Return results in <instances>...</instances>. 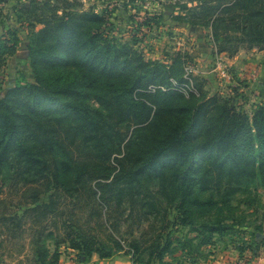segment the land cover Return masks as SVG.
Masks as SVG:
<instances>
[{
    "label": "trees",
    "instance_id": "1",
    "mask_svg": "<svg viewBox=\"0 0 264 264\" xmlns=\"http://www.w3.org/2000/svg\"><path fill=\"white\" fill-rule=\"evenodd\" d=\"M197 1L185 14L211 29L219 54L264 50V0ZM44 7L35 16L42 28L26 33L35 82L21 78L4 96L1 75L20 40L17 32L0 38V182L20 193L22 210L0 220L28 233L37 264H60L62 244L84 264L125 252L115 235L122 219L130 228L162 223L152 242L128 244L133 264H162L175 225L166 205L182 226L213 217L197 233L201 245H215V235L234 227L221 221L231 199L264 189V105L250 115L234 98L196 102L194 91H182L196 85L180 53L171 65L147 61L112 34L104 15L72 10L66 0ZM82 208L87 221L114 220L105 239L75 220ZM254 237L239 257L258 256L264 236Z\"/></svg>",
    "mask_w": 264,
    "mask_h": 264
},
{
    "label": "rangeland",
    "instance_id": "2",
    "mask_svg": "<svg viewBox=\"0 0 264 264\" xmlns=\"http://www.w3.org/2000/svg\"><path fill=\"white\" fill-rule=\"evenodd\" d=\"M66 1L69 2L72 10L93 11L107 17L112 34L120 41L133 44L139 52L143 53L147 61H158L171 65L176 54L180 53L184 58V73L191 74L190 84L196 85V90L192 88V85H186L182 91L186 94L190 90L194 91L197 94L194 97L196 102L211 98L215 94L225 98H234L235 106L243 108L250 115L256 105H264V50L243 49L239 52L243 54L238 60L239 53L232 57L227 55L233 61H221L224 62L231 79L222 78L219 72L213 71L220 54L217 52L211 29L189 22V16L185 14L187 10L184 7L190 9L198 6L197 0ZM48 2H51V5H57V0H0V38L10 37L11 33L17 32L20 40L17 53L6 59V68L1 75L3 80L1 96H4L21 78L35 82L26 33L37 32L42 28L35 16L41 14V8L45 10L44 4ZM31 6L38 7L40 11L37 9L35 14L28 10L25 11ZM59 6L61 9V5ZM177 15L181 18L175 19ZM152 189L155 188L152 187ZM19 204L20 193L7 189V187L1 188L0 182V217L9 213L20 217L22 210ZM166 207L168 208V220L175 225L170 227L173 245L162 264L196 263L198 260H208L216 253L234 252L238 254L240 249H247L250 243L255 245V231L260 230L264 236V189L257 185H253L248 191L241 192L231 199V210L223 213L221 221L225 225L234 227L224 234L215 235V245H201L200 239L204 236L197 233L201 228L200 223L210 222L213 217L199 220L194 223L195 225L182 226L176 222L177 213L171 206L166 205ZM82 210L83 213L76 209L72 214L76 215L75 220H80L79 223L89 230L95 229L96 231L93 232L105 239L109 235L108 229L111 230L108 225L114 220L109 222L104 217L101 222L103 224L99 225L95 218L87 221L90 211H86L85 208ZM72 215L66 214L65 217L58 215L56 226L62 227L63 221ZM50 223L47 228L56 229L53 220ZM128 225L129 223L122 219L118 235L115 233L116 238L126 241L124 242L125 252L119 253L126 256L129 255L130 241L145 240L147 244L152 242L159 235L162 223L156 224L153 228H150L151 223L148 222L141 226L134 225L133 228ZM0 233H2L0 235L1 264H37L29 244L28 233L21 231L18 233L16 226L9 227L3 220H0ZM66 247L67 245L62 244L59 248L61 257L72 256L73 260L84 264L81 263L78 252ZM262 248L264 252V245ZM52 249L54 250V246ZM259 251L258 256L262 253ZM242 255L243 260L249 259L246 256L247 252Z\"/></svg>",
    "mask_w": 264,
    "mask_h": 264
},
{
    "label": "crops",
    "instance_id": "3",
    "mask_svg": "<svg viewBox=\"0 0 264 264\" xmlns=\"http://www.w3.org/2000/svg\"><path fill=\"white\" fill-rule=\"evenodd\" d=\"M243 54V52L239 53V56H237V60L239 57ZM236 59V58H235ZM217 60H227L228 62L233 61L230 60L226 54H220L217 57ZM236 62V61H234ZM215 66V64H214ZM213 71L215 72V69L213 68ZM212 71V72H213ZM263 248H260V251H262ZM249 258V264H264V252L259 256L262 257H252V253H248L246 255ZM72 256H62L60 260V264H80L77 261L72 259ZM245 260H243L241 257H239L238 254L234 252H227V253H216L215 255L210 256L208 260H198L196 263H189V264H244ZM88 264H133L131 256H126L123 254H119L117 256H114L111 259H100L98 255H94L91 259V262Z\"/></svg>",
    "mask_w": 264,
    "mask_h": 264
},
{
    "label": "built area",
    "instance_id": "4",
    "mask_svg": "<svg viewBox=\"0 0 264 264\" xmlns=\"http://www.w3.org/2000/svg\"><path fill=\"white\" fill-rule=\"evenodd\" d=\"M214 69H215V71L219 72V74L222 76V78H224V79H228V80L231 79V78H230V73L227 71V68H226V66L224 65V62H223V61H221V60H217V61L215 62ZM255 75H257V74L255 73ZM255 75H254V76H255ZM254 76H253V77H254ZM186 78H187L188 80H191V79H192V78H191V74L187 73V74H186ZM244 264H249V263L245 261Z\"/></svg>",
    "mask_w": 264,
    "mask_h": 264
}]
</instances>
